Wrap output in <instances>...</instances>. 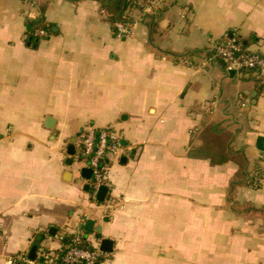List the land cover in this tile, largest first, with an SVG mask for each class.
Here are the masks:
<instances>
[{"label":"crops","instance_id":"obj_1","mask_svg":"<svg viewBox=\"0 0 264 264\" xmlns=\"http://www.w3.org/2000/svg\"><path fill=\"white\" fill-rule=\"evenodd\" d=\"M107 1L0 0V264L88 219L100 264H264V91L213 54L234 33L264 55V0H161L125 38ZM39 17L53 34L28 40ZM88 128L124 148L105 202L79 172Z\"/></svg>","mask_w":264,"mask_h":264},{"label":"built area","instance_id":"obj_2","mask_svg":"<svg viewBox=\"0 0 264 264\" xmlns=\"http://www.w3.org/2000/svg\"><path fill=\"white\" fill-rule=\"evenodd\" d=\"M133 3L142 6L141 11L128 10L130 22L129 24L117 23L116 35L119 38L128 37L132 29L133 14L143 17L155 12L161 3V0H131ZM30 16V15H29ZM43 31H37L36 36L44 35ZM233 38H229L226 43H214L213 50L215 56L222 58L226 65V71L233 70H255L258 78L264 86V55L260 53L241 54L243 51L242 45L236 40L237 35L233 33ZM123 145L120 137L110 131L109 129H85L79 140V154L80 160L84 166L93 171L92 179L89 182L91 190H93V197L101 186L110 187L107 174L111 161L118 160L123 154ZM264 160V155L262 156ZM261 177L256 179L257 183L261 182ZM84 223V222H83ZM73 235L71 243L63 244L65 235L58 237L59 242L64 246L65 253L63 256L55 255V252L46 249L41 250L38 258L29 259L26 257L9 258L5 264H100L101 261L108 255L101 250V239H91L83 230V225L78 226L71 233ZM85 238L88 240L93 248L84 249L80 247L81 240Z\"/></svg>","mask_w":264,"mask_h":264},{"label":"trees","instance_id":"obj_3","mask_svg":"<svg viewBox=\"0 0 264 264\" xmlns=\"http://www.w3.org/2000/svg\"><path fill=\"white\" fill-rule=\"evenodd\" d=\"M138 4L133 3L131 0H109L105 3V7L109 8V10H111V16H110V22L113 26V30L116 33L117 29H116V24L117 23H125V24H129L130 22V15L128 13V10L131 8L132 10H138L141 11L142 6H140L139 2H137ZM132 20V19H131ZM37 31H43L45 34L44 35H39L36 36V32ZM53 34V26L47 22V20L44 17H39L37 19L34 20H28L27 21V36H28V40H36V39H43V38H47L49 35ZM231 35V34H229ZM227 36L226 38H224L223 40L217 41L218 44H223L226 43L227 40L230 38V36ZM237 42L239 44L242 45L243 51L241 54H253V53H258V52H252L249 50V44L245 45L244 41L237 36L236 38ZM213 54L215 55V51L213 50ZM219 61L221 63V65L224 67V69L226 70V65L224 63V61L222 60V58L218 57ZM244 75H247L249 78L253 79L258 87L260 88L259 91H264V86L261 83V80L258 78V74L255 70H242L241 71ZM79 158H80V154H79ZM90 193H93V190L90 191ZM89 237H91V235H88ZM73 238V235L71 234H66L65 235V241H64V245L65 244H69L71 243ZM80 247L84 248V249H92L93 246L92 244L86 240L85 238H83L81 240V244ZM65 253V248L64 246L59 249L58 251L55 252V255H59L60 257L63 256Z\"/></svg>","mask_w":264,"mask_h":264},{"label":"water","instance_id":"obj_4","mask_svg":"<svg viewBox=\"0 0 264 264\" xmlns=\"http://www.w3.org/2000/svg\"><path fill=\"white\" fill-rule=\"evenodd\" d=\"M233 34H231V38H233ZM236 71H230V74H235ZM69 159H67L66 163L69 167H72L74 164V156H75V146L71 145L68 150ZM81 161V160H80ZM82 162V161H81ZM81 178L86 181L85 191H91L90 181L92 179L93 171L87 167H83L79 170ZM109 193V189L106 186H101L97 192L96 199L101 202H105L107 195ZM83 230L87 235L96 233L99 237L102 236V227H96V222L94 220L88 219L84 222ZM101 250L105 253H112L113 252V241L110 239H102L101 240ZM31 259H34V255L31 256Z\"/></svg>","mask_w":264,"mask_h":264}]
</instances>
